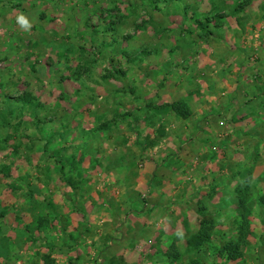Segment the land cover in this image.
Returning a JSON list of instances; mask_svg holds the SVG:
<instances>
[{"label":"rangeland","instance_id":"1","mask_svg":"<svg viewBox=\"0 0 264 264\" xmlns=\"http://www.w3.org/2000/svg\"><path fill=\"white\" fill-rule=\"evenodd\" d=\"M183 4L0 0V264H54L71 230L84 234L74 264H102L108 246H132L137 264H264V0ZM111 27L114 44L98 34ZM238 240L235 259L221 254Z\"/></svg>","mask_w":264,"mask_h":264},{"label":"crops","instance_id":"2","mask_svg":"<svg viewBox=\"0 0 264 264\" xmlns=\"http://www.w3.org/2000/svg\"><path fill=\"white\" fill-rule=\"evenodd\" d=\"M152 140V139H151ZM141 148V147H140ZM155 170L156 169H154L150 174H151V178H150V181H148V182H145L144 183V186H145V188H144V190H148V191H150V189H151V187H149L150 185V182H151V180H152V177H154L155 175H156V172H155ZM147 188V189H146ZM137 189L138 188H135V192L137 191ZM142 189V188H141ZM140 190V189H139ZM138 190V191H139ZM137 191V192H138ZM140 191H142V190H140ZM123 191H121V192H116V193H118V194H120V193H122ZM121 197V195H118V198H120ZM116 198V197H115ZM118 203H119V206H120V208H124V209H128V211L130 212V211H133V215L134 214H136V213H143L142 212V209L139 207V205L137 204V202H133V203H128L125 199L123 200V201H118V200H116ZM114 207V205L113 206H109V210L111 211L112 209L111 208H113ZM123 209V210H124ZM109 211V212H110ZM113 211H114V209H113ZM110 213H113L112 211L110 212ZM110 213H108V216H109V218H108V220H110L111 219V216H110ZM127 215V213L125 212V216ZM128 215H132V214H128ZM123 214H122V217H121V220H120V223L118 224V225H121L122 224V226H125L124 228H126L127 226H129V231H126V232H124V230H123V235H122V237H123V239H128V235H130V240H132V239H134V242L136 243V238H138L137 237V234L138 233H140V230L139 229H137V227H135L134 228V226H133V229H132V227L130 226L132 223H135V221L136 220H133V221H131L130 219H131V217H125ZM91 217V216H90ZM134 217V216H133ZM94 218H95V216L94 215H92V218H89V219H91L92 220V222H93V220H94ZM86 219V218H85ZM106 221V220H105ZM111 221V220H110ZM137 222H140V221H138L137 220ZM88 223L86 222V225H87ZM105 225V224H104ZM157 229V228H156ZM120 230V229H119ZM159 230H161V229H159ZM158 230V231H159ZM99 231H101V230H99ZM105 233L107 232L108 233V240L110 241V242H115L114 240H116V236H115V234H114V232H113V229L112 228H106L105 230ZM70 233V239H71V245L70 246H67V248H65L64 250H68V252H64V251H62L61 249H62V247L61 246H59V245H57L56 243L55 244H53L54 246H53V251L54 252H56L55 254L56 255H51V259L52 260H54V259H56L55 260V262H54V264H74V263H77V261L75 262L73 259H75V260H80V258H81V254H80V249H79V243H78V240L82 237V236H84V234H81V232H78V231H75V230H71V232H69ZM134 237V238H133ZM154 238H155V232H154V235L151 237V239L152 240H154ZM118 239V238H117ZM75 240H76V243H78L77 245H76V243H74L75 242ZM56 241H58V243L59 242H61L62 240H61V236H59V237H57L56 238ZM131 242V241H130ZM135 243H133V246L135 245ZM75 245H76V247H75ZM95 246V245H94ZM61 247V248H60ZM128 247H129V245H128ZM131 248H133L132 246L131 247H129V249H127V250H124L122 253H113V248H112V246H108V248L107 249H103L102 250V257H103V262H102V264H106V261H108L109 263H110V259H112L113 257L114 258H116V259H118V261L120 262L121 260H124L127 264H137L138 263V259H139V255H137L134 251H133V249L132 250H130ZM60 249V250H59ZM105 250V251H104ZM109 250V251H108ZM109 252V253H112V257H110L109 256V254L107 255V253L106 252ZM29 254H31V253H29ZM100 254V253H99ZM98 254V255H99ZM133 254H134V256H133ZM61 256H63V257H61ZM132 256L134 257V260H129V258L131 257L132 258ZM130 258V259H131ZM78 263H80L79 261H78ZM82 264H93L90 260H88V263H86V262H82Z\"/></svg>","mask_w":264,"mask_h":264},{"label":"trees","instance_id":"3","mask_svg":"<svg viewBox=\"0 0 264 264\" xmlns=\"http://www.w3.org/2000/svg\"><path fill=\"white\" fill-rule=\"evenodd\" d=\"M146 1H147V6L152 7V9L155 10V11H158L159 10L158 7H159V4L160 3H162L163 5H170V6L179 5L185 11H187L188 9L191 8L189 5L186 6V5L183 4L187 0H146ZM233 14L234 13L232 12V16H233ZM226 17H228V15ZM226 17H224V16H218L216 18L218 20H224V19H226ZM194 24L201 31L208 30V25H209L208 20H204V21L195 20L194 21ZM107 32L110 33V36L109 37L111 38L112 44H114L115 43V39H114V36H113L114 35V33H113L114 32L113 27H111L108 31H102V32H99L98 34L103 35L104 33H107ZM106 73H107V76L106 77H102V79H114V80H118L117 77L120 76V74H123L120 70L119 71L118 70H116V71L114 70V71L106 72ZM80 77H81L80 74H78V75H74L73 74V76L70 77V79L73 80L74 82H78V80H80ZM20 103H21V100L18 99V98L16 100H14V102H13V104H20ZM33 105H35V107H40L41 106L40 103H35V104L33 103L30 106H33ZM165 107H169L174 112V114L177 117H179L180 119H183V120H186L187 117L190 114L189 108H187V106H185L183 104H173V105L165 106ZM1 111L2 110H0V112ZM6 115L8 117H10V120H12V121H14L18 117V116H13V112L11 113L9 110L6 112ZM127 117H129V119H132L130 115H127ZM34 126H35L34 127L35 130L37 131L38 128H39V124L38 123H35ZM63 159L64 158L61 157V155H58L53 160L55 165H59L60 170H62L64 168V160ZM67 162H65V163H67ZM67 183L68 184L70 183V185H72V182H70V181H68ZM259 201H260L259 202L260 205H264V197L259 198ZM242 208H243V206L241 204V209ZM201 227H202V225H201ZM209 232H210V230L208 228H206L204 230L202 229L196 236H194V238H193L194 240H193V242H191V244L193 243V245L195 247H201V246H203L207 241H210V234H209ZM240 242H241V240H238L237 243L229 242L226 247L225 246L222 247V251L223 252L221 251V254L222 255L225 254L230 260L231 259H235V256L238 253V249H239V246L238 245H240ZM221 254H219V255H221Z\"/></svg>","mask_w":264,"mask_h":264},{"label":"clouds","instance_id":"4","mask_svg":"<svg viewBox=\"0 0 264 264\" xmlns=\"http://www.w3.org/2000/svg\"><path fill=\"white\" fill-rule=\"evenodd\" d=\"M17 21H18L19 25L24 28L25 31H28L32 26L30 21L23 15H20L17 18Z\"/></svg>","mask_w":264,"mask_h":264}]
</instances>
